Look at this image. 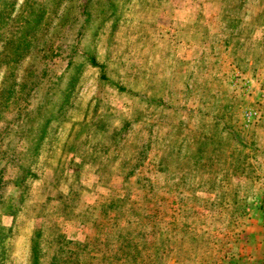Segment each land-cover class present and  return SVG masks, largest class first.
Listing matches in <instances>:
<instances>
[{"label":"rangeland","instance_id":"374dc122","mask_svg":"<svg viewBox=\"0 0 264 264\" xmlns=\"http://www.w3.org/2000/svg\"><path fill=\"white\" fill-rule=\"evenodd\" d=\"M2 91L0 264H264V0H0Z\"/></svg>","mask_w":264,"mask_h":264},{"label":"trees","instance_id":"16d2710c","mask_svg":"<svg viewBox=\"0 0 264 264\" xmlns=\"http://www.w3.org/2000/svg\"><path fill=\"white\" fill-rule=\"evenodd\" d=\"M90 61H93V60H90ZM76 80L75 77L72 78V81H70L68 84H67V87L70 86V88L72 87V83H74ZM67 89V88H66ZM66 91V90H65ZM3 91H2V95L0 94L1 97H3ZM47 123V122H46ZM41 136V135H40ZM41 139V138H40Z\"/></svg>","mask_w":264,"mask_h":264},{"label":"built area","instance_id":"2783aa9c","mask_svg":"<svg viewBox=\"0 0 264 264\" xmlns=\"http://www.w3.org/2000/svg\"><path fill=\"white\" fill-rule=\"evenodd\" d=\"M253 119V113H249L248 117H247V122H250ZM263 207H264V198H263Z\"/></svg>","mask_w":264,"mask_h":264}]
</instances>
